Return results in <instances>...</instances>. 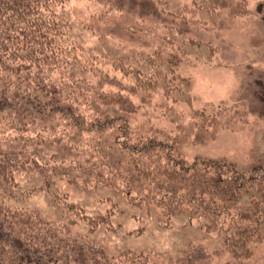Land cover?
Returning a JSON list of instances; mask_svg holds the SVG:
<instances>
[{"label":"trees","instance_id":"16d2710c","mask_svg":"<svg viewBox=\"0 0 264 264\" xmlns=\"http://www.w3.org/2000/svg\"><path fill=\"white\" fill-rule=\"evenodd\" d=\"M67 1L0 0V190H9L3 195L18 186L21 174L31 176L37 167L36 160L6 146L11 130L18 132L13 136L16 139L28 124L60 119L76 133L108 134L128 154L143 181L136 192L127 193L133 205L156 206L168 219L185 215L200 220L205 230L222 233L224 248L232 256L226 264H249L256 246L264 241V207L243 222L228 221L245 195L264 196V169L255 166L242 171L226 159L188 160L180 151L187 138L200 144L216 138L221 112L209 115L204 109H193L190 121L184 123L181 114H171L169 107L164 116L175 124L174 131L149 120L135 123L134 116L152 104L154 97L177 103V95L189 86V78L178 73L182 45L160 36L153 57L145 59L146 66L129 68L121 59L112 61L122 76H110L102 65L98 67L100 61L91 50L79 52L69 44ZM244 2L202 0L198 4L192 0L193 7L185 3L168 16L185 22L189 14V23L197 25L200 22L194 21V15L201 8L210 22L218 24L233 18ZM116 10L119 18L132 13L135 20L127 27L147 25L145 33L167 17L159 0H128V5L116 6ZM109 18L105 14L103 19ZM164 27L187 35L176 25L165 23ZM187 41L194 43L190 37ZM86 73L93 75L94 82L87 80ZM88 146L92 147L90 141ZM67 170L62 168L61 174ZM70 208L76 207L71 204ZM84 217L92 230L110 224V214ZM87 252L93 254L89 264H118L103 248L63 238L41 217L0 201V264H88L82 257ZM214 254L203 245L190 244L166 264H213ZM149 262L148 256L141 255L132 264Z\"/></svg>","mask_w":264,"mask_h":264},{"label":"rangeland","instance_id":"374dc122","mask_svg":"<svg viewBox=\"0 0 264 264\" xmlns=\"http://www.w3.org/2000/svg\"><path fill=\"white\" fill-rule=\"evenodd\" d=\"M191 1L159 0V4L169 17L168 13L178 12L185 3L193 7ZM244 1L240 12L218 24L210 22L199 8L194 15V21L200 22L197 25L189 23V14L185 22L161 17L159 26L148 33L147 25L127 27L135 20L132 13L118 17L116 6H126L128 0H68L64 14L70 25L69 44L79 52L91 50L100 61L98 67L102 65L110 76H122L119 67H112V61L121 59L129 68L146 66L145 59L153 57L160 36L181 44L184 53L178 73L189 78V86L177 95V103L154 97L152 104L134 116L135 123L149 120L174 131L175 124L164 116L169 107L171 114H181L184 123L190 121L193 109H204L209 115L221 112L216 138L202 144L187 138L180 151L188 160L226 159L246 171L255 166L264 169V0ZM195 2L202 4V0ZM105 14L110 16L108 20L103 19ZM165 23L176 25L187 35H178L164 27ZM188 37L194 43H189ZM85 76L94 82L93 75ZM64 123L60 119L38 120L26 125L16 139L13 136L18 132L11 130L6 146L36 160L37 167L31 176L21 174L18 186L7 196L3 194L8 189L0 190V201L41 217L63 238L103 248L118 264H132L141 255L150 258L148 264H166L190 244L214 251L213 264L232 260L224 248L222 233L205 230L200 220L185 215L168 219L156 206L133 205L127 193L136 192L143 181L128 154L106 133H76ZM18 124L23 127V121ZM62 168L68 170L61 174ZM71 204L76 208L71 209ZM262 207L264 196L245 195L228 222L248 220ZM108 212L110 224L94 230L84 217L108 216ZM82 257L89 264L93 254L87 252ZM249 264H264V241L256 246Z\"/></svg>","mask_w":264,"mask_h":264}]
</instances>
